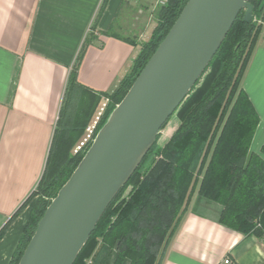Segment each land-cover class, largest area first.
Wrapping results in <instances>:
<instances>
[{
    "label": "trees",
    "instance_id": "obj_1",
    "mask_svg": "<svg viewBox=\"0 0 264 264\" xmlns=\"http://www.w3.org/2000/svg\"><path fill=\"white\" fill-rule=\"evenodd\" d=\"M186 1L166 0L158 5L149 38L138 43L128 72L104 93L108 102L98 128L125 95ZM247 1L253 5L252 20H243L244 10L238 13L203 73L162 125L73 264H158L160 250L177 229L193 192L221 206L219 224L245 235H264V142L258 152L250 149L259 116L242 87L262 27L254 19L264 18V0ZM100 98L79 84L75 61L67 77L45 168L15 212L30 204L9 264H17L46 206L85 153L86 149L73 153V148ZM75 99L74 120L67 127L63 117ZM53 157L58 159L53 165H59L55 170Z\"/></svg>",
    "mask_w": 264,
    "mask_h": 264
},
{
    "label": "crops",
    "instance_id": "obj_2",
    "mask_svg": "<svg viewBox=\"0 0 264 264\" xmlns=\"http://www.w3.org/2000/svg\"><path fill=\"white\" fill-rule=\"evenodd\" d=\"M154 2L0 0V231L6 226L0 236V264H9L27 220L30 204L15 212L45 168L71 67L76 61L79 84L101 95L90 122L107 98L104 93L128 72L138 43L149 38ZM261 32L242 80L254 106L250 92L264 90ZM74 103L63 117L67 127L77 99ZM254 137L251 150L258 152L264 113ZM220 209L193 192L177 229L160 250L158 264H264V235H245L219 224Z\"/></svg>",
    "mask_w": 264,
    "mask_h": 264
},
{
    "label": "water",
    "instance_id": "obj_3",
    "mask_svg": "<svg viewBox=\"0 0 264 264\" xmlns=\"http://www.w3.org/2000/svg\"><path fill=\"white\" fill-rule=\"evenodd\" d=\"M247 0H187L46 206L17 264H73L101 215L195 85Z\"/></svg>",
    "mask_w": 264,
    "mask_h": 264
},
{
    "label": "built area",
    "instance_id": "obj_4",
    "mask_svg": "<svg viewBox=\"0 0 264 264\" xmlns=\"http://www.w3.org/2000/svg\"><path fill=\"white\" fill-rule=\"evenodd\" d=\"M157 4H163L166 0H155ZM257 24H260L264 26V18L254 19ZM108 102V98H105L104 101L99 106L96 114L92 118V120L89 122V124L86 126L81 138L77 142V144L73 148V153H77L79 151H82L84 149L87 150L89 145L91 144L96 132L98 131V125L104 115L106 105Z\"/></svg>",
    "mask_w": 264,
    "mask_h": 264
},
{
    "label": "rangeland",
    "instance_id": "obj_5",
    "mask_svg": "<svg viewBox=\"0 0 264 264\" xmlns=\"http://www.w3.org/2000/svg\"><path fill=\"white\" fill-rule=\"evenodd\" d=\"M158 5L160 4H157V2L155 1L154 4H153V9H154V15L156 13V10L158 8ZM260 31L261 32V36H263L264 34V26H262L260 28ZM127 35H130V34H127ZM72 68V67H71ZM251 94H253V99L255 101V109L258 113V116L260 118V115L262 113H264V90H254V91H251L250 92ZM253 104V103H252ZM174 122V120L172 119L170 121V124H172ZM255 135V134H254ZM255 140V137L253 136L252 138V141ZM264 142V141H263ZM251 145H252V142H251ZM250 149H251V146H250ZM58 162V159H55V157L52 158V166H53V170H55L59 165H53V164H56ZM53 172V171H52Z\"/></svg>",
    "mask_w": 264,
    "mask_h": 264
}]
</instances>
